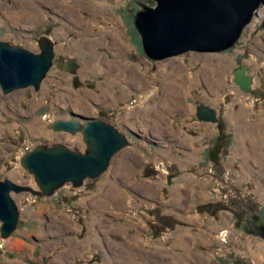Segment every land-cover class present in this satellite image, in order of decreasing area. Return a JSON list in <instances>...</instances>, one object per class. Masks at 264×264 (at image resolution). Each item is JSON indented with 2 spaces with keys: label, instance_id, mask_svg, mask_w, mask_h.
Wrapping results in <instances>:
<instances>
[{
  "label": "rangeland",
  "instance_id": "1",
  "mask_svg": "<svg viewBox=\"0 0 264 264\" xmlns=\"http://www.w3.org/2000/svg\"><path fill=\"white\" fill-rule=\"evenodd\" d=\"M78 1L0 0L1 41L38 53L42 34L56 39L54 66L38 91L27 87L4 94L0 87V180L38 189L20 158L42 144L63 143L84 152L80 133L50 128L54 120L71 114L110 121L133 144L118 152L102 175L87 179L80 188L68 183L52 197L11 192L20 218L9 237L0 236V264H264V239L243 228L254 220L252 216L264 217V165L236 155V128L228 118L241 107L247 110L245 120L254 119L255 111L264 114V94L256 98L234 81V71L248 65L254 87L264 84V4L231 49L189 51L156 61L145 53L134 22L141 8L138 3L154 7L156 0H104L115 22L95 20ZM24 3L28 10L22 17L17 12ZM64 5L73 6L78 18L89 25L78 26ZM117 27L123 35V39L117 35L120 49L107 33ZM83 31L87 45L78 51L74 42L82 39ZM91 58L136 65L138 84L117 70L115 83L108 82L107 90H102L110 74L86 69ZM70 59L78 65L74 74L62 68ZM220 66L221 85L214 89L206 81L207 72L213 74ZM196 75L195 84L187 83ZM145 87L151 89L148 96H142ZM83 91L92 98L83 97L79 105L77 94ZM198 103L218 110L219 121L195 117ZM152 108L155 113L164 108L166 113L135 116ZM128 112L135 114L127 117ZM39 123L42 128L37 130ZM198 123H210L213 129L202 130ZM179 133L203 138L196 140L200 146L195 142L199 159L186 163L190 146L181 144ZM212 136L217 138L209 143ZM222 138L226 156L215 164L209 149ZM185 175L192 179L184 183L188 200L176 205L171 188L183 183ZM218 224L226 229L211 227ZM179 232L186 233L184 246L176 245ZM73 241L78 244L71 246Z\"/></svg>",
  "mask_w": 264,
  "mask_h": 264
},
{
  "label": "water",
  "instance_id": "2",
  "mask_svg": "<svg viewBox=\"0 0 264 264\" xmlns=\"http://www.w3.org/2000/svg\"><path fill=\"white\" fill-rule=\"evenodd\" d=\"M150 7L140 4L134 16L135 26L143 40L145 53L153 60H162L189 51L221 52L231 49L243 30L256 16L264 0H156ZM264 26V21L262 23ZM41 51L36 53L0 40V87L4 94L33 87L38 91L54 65L56 47L53 39L43 35L39 39ZM71 73L77 69L75 61L64 67ZM236 84L246 93L260 95L252 89L251 67L237 68ZM72 118L57 119L50 128L57 132L80 133L86 144L84 152L63 143L39 145L20 158V164L34 176L38 189L17 184L9 179L0 180L4 195V209H0V235L9 237L16 229L20 211L11 192H31L33 195L52 197L66 184L80 188L87 179H95L110 166L114 156L131 146L132 140L110 121L72 114ZM201 120L216 122V111L206 105L198 110ZM222 144L216 142L209 157L220 162ZM254 219L243 228L247 233L264 239V217ZM1 252V251H0ZM248 264H254L252 262Z\"/></svg>",
  "mask_w": 264,
  "mask_h": 264
},
{
  "label": "bare ground",
  "instance_id": "3",
  "mask_svg": "<svg viewBox=\"0 0 264 264\" xmlns=\"http://www.w3.org/2000/svg\"><path fill=\"white\" fill-rule=\"evenodd\" d=\"M93 3H89L86 2L84 0H80L78 1V4L81 6V8H85L87 10L90 11V13L93 15L95 20H111L113 22L116 21V19H114L113 14L107 12V10L105 9L106 3L104 2V0H93ZM64 7L66 8L67 14L72 17V18H76V24L78 26H80L81 28H86L88 24V22L86 20H82L79 19L78 16L76 15L75 9L73 6H68V5H64ZM25 10H28V6L26 3L23 4V6L20 5V10L19 12H17L20 16H24L25 17ZM32 12V10H31ZM19 16V17H20ZM69 17V18H70ZM87 30V29H86ZM88 31V30H87ZM89 32V31H88ZM108 37H109V41L112 42V44L115 46L116 49H120L122 47L121 43H119L118 41V36L117 35H121L122 39H123V35L120 33V29L117 27L116 29H110L109 31H107ZM80 36L82 37L81 40H76L74 42V46L76 48V50H80L82 49L85 50L86 49V45H87V32L83 31L82 33H80ZM92 44V42H90ZM89 44V43H88ZM86 63V69L88 70H102V71H107V73H109V78L108 80L104 82L103 85H101L102 90H107V83L108 82H113L115 83V77H117L116 75H114L115 71H121L123 73V75L125 76V78L129 81H131L133 84H138V82L134 81V78L138 75V68L136 65L131 64L128 65L126 63H121L120 61H117L115 59H110V60H106V59H99L97 61L92 60V58L88 61L85 62ZM215 71L213 72V74H209V71L207 72V76H206V81L211 84L213 86L214 89H216L219 85H221V75L224 73L221 71V66L220 67H214ZM254 77V75H253ZM196 78L197 75L190 79L187 83H196ZM109 89V88H108ZM151 89L149 88H144L142 96H148L151 94ZM170 93V92H169ZM169 93H166V97L169 96ZM251 94V93H250ZM252 95V94H251ZM87 99H91L92 96L90 94L89 91H83V92H79L77 94V103L80 105V102H83V99L85 98ZM169 108V107H168ZM155 109L152 108L151 110L147 109V110H142L143 113H138L135 116L137 118H145V117H149V116H154V117H162V115H165V109L163 108L162 111H158V113H155L154 111ZM246 109L245 107H241L238 111H234L231 113V115L228 117L229 121L235 126L236 128V139L239 142V148L238 150H236V155H240L244 158H249L251 161L264 165V114L262 111H255V118L254 119H249L245 120V114H246ZM132 112H128L126 114L127 117L129 116H133ZM248 114H250L248 112ZM260 115V116H259ZM184 121V120H183ZM247 122V125H245V123ZM198 125L202 128L205 129V131H211L213 129V125L208 123V124H199ZM161 127V125H160ZM42 128L41 123H39L36 127L37 130H40ZM181 134V133H179ZM189 137L184 136L183 134H181V141H186L188 140ZM248 143L251 144L252 149L249 148V146L247 145ZM182 144V143H181ZM183 145V144H182ZM244 171L247 172V169L244 168ZM185 179L190 180L191 181V177L189 175L185 176ZM144 186L148 187V188H155L154 186H148L147 184H143ZM184 184H177L175 186H173L171 188V192H172V202L175 203L176 205H181L184 203L185 199L184 195H185V191L186 188H183ZM194 190V189H193ZM204 197L206 195H203ZM4 195L2 193H0V209H4ZM186 219L191 220L192 218L186 217ZM226 221H228V218L225 217ZM211 227L215 230L218 229H226L225 226H223V224H218V225H211ZM182 228V227H181ZM182 230H184V228H182ZM186 233L185 232H179L177 235V241H176V245L177 246H184L186 244ZM78 242L73 241L71 242V246H76ZM78 246H82V245H78ZM195 254L198 255V257L201 256L200 252H193ZM182 258L184 257V253H182Z\"/></svg>",
  "mask_w": 264,
  "mask_h": 264
},
{
  "label": "crops",
  "instance_id": "4",
  "mask_svg": "<svg viewBox=\"0 0 264 264\" xmlns=\"http://www.w3.org/2000/svg\"><path fill=\"white\" fill-rule=\"evenodd\" d=\"M200 128H202V127H200ZM202 130H205L204 128H202ZM236 138V137H235ZM200 139H202V137L201 136H198V137H192V136H190L189 137V139L188 140H186V141H181V143L184 145V146H190V148H189V150H191V151H189V150H187V152H188V157H187V161H186V163H191V162H194V161H196L197 159H199V157H200V154H199V150H200V147H197V146H195V142H196V140H200ZM236 141H237V139H236ZM238 142V141H237ZM239 143V142H238ZM196 144L198 145V146H200V142L198 141V142H196ZM192 145H193V147H192ZM235 146V145H234ZM238 146H239V144H238ZM236 148V147H235ZM167 155H169V154H165V155H162L163 157H165V156H167ZM157 156H159V155H157ZM171 156V155H170ZM170 156H168V157H170ZM178 160H179V162H180V164L181 165H183L182 164V160L181 159H179L178 158ZM185 176H187V175H185ZM185 176L183 177L184 179H181L180 181L181 182H183V184L185 183H187L186 182V180L187 179H185ZM190 181V180H189ZM191 182H192V179H191ZM178 184H182V183H178ZM177 185V184H176ZM175 186V185H174ZM183 188H186L185 186H183ZM192 188L194 189V190H196L195 189V187L194 186H192ZM186 190H187V188H186Z\"/></svg>",
  "mask_w": 264,
  "mask_h": 264
},
{
  "label": "flooded vegetation",
  "instance_id": "5",
  "mask_svg": "<svg viewBox=\"0 0 264 264\" xmlns=\"http://www.w3.org/2000/svg\"><path fill=\"white\" fill-rule=\"evenodd\" d=\"M43 35V34H42ZM65 62H67V61H64V63H63V66L65 67V65H66V63ZM62 66V67H63ZM235 72V71H234ZM254 85H255V83H253L252 84V89L253 90H255V91H259L260 92V95L259 96H257V95H255V94H252L253 96H255L256 98H261L262 96H263V94H264V84L262 85V87L260 86V87H254ZM205 103H198L197 105H196V110H195V117H197L198 119H200L199 117H198V110H199V108L202 106V105H204ZM189 113H191V112H189ZM191 115V114H190ZM188 119H190L191 120V118L190 117H187ZM218 121H219V118H218ZM185 122V121H184ZM195 123V122H194ZM200 124V123H199ZM228 134V133H227ZM215 138H217V136H212L211 138H209L208 139V141H209V143L212 141V140H214ZM203 140V138L201 139V141ZM216 142H218V143H221L222 144V148H221V153H220V161H221V159L224 157V156H226V154H225V151L227 150V143H226V145H225V142H224V139L222 138V139H217L215 142H214V144H213V146L209 149V153H210V150L214 147V145H215V143ZM209 153H208V155H209ZM210 158V157H209ZM211 160V159H210ZM220 163V162H219ZM38 196V195H37ZM2 225V224H1ZM2 238V237H1ZM0 251H1V249H0ZM2 254V251L0 252V255Z\"/></svg>",
  "mask_w": 264,
  "mask_h": 264
},
{
  "label": "clouds",
  "instance_id": "6",
  "mask_svg": "<svg viewBox=\"0 0 264 264\" xmlns=\"http://www.w3.org/2000/svg\"><path fill=\"white\" fill-rule=\"evenodd\" d=\"M155 6H156V5H155ZM140 9H141V8H140ZM140 9H139V10H140ZM139 10H138V11H139ZM43 35H47V34H43ZM43 35H42V36H43ZM42 36H41V37H42ZM47 36H49V35H47ZM41 37H40V38H41ZM49 37H51V38L53 39V41L55 42V47H56V39H55L53 36H49ZM40 38H39V39H40ZM39 39H38V41H39ZM239 40H240V39H239ZM239 40H238V41H239ZM142 41H143V40H142ZM38 44H39V42H38ZM18 47H20V46H18ZM39 47H40V45H39ZM143 47H144V46H143ZM40 51H41V49H40ZM55 58H56V57H55ZM55 58H54V60H55ZM167 58H170V57H167ZM167 58H164V59H162V60H165V59H167ZM70 61H75V60H74V59H70V60H68L67 62H70ZM156 61H157V60H156ZM75 62H76V61H75ZM65 63H66V62H65ZM76 63H77V62H76ZM53 66H54V65H53ZM243 66H244V65H243ZM62 68H63V70H65V69H64V66H63ZM77 68H78V65H77ZM238 68H239V67H238ZM76 70H77V69H76ZM65 71H66V70H65ZM68 72H70V71H68ZM75 72H76V71H75ZM75 72H73L72 74H74ZM234 81H235V80H234ZM253 83H254V82H253ZM204 105H206V104H204ZM202 106H203V105H202ZM206 106H208V105H206ZM214 110H215V109H214ZM215 111H216V116H217V115H218V114H217L218 110H215ZM72 117H73V116H72V114H71V116L69 115V117H68L67 119H70V118H72ZM218 118H219V116L217 117V119H218ZM67 119H65V120H67ZM200 120H201V119H200ZM203 121H205V120H203ZM217 121H218V120H217ZM217 121H216V122H217ZM211 122H212V121H211ZM121 131H122V130H121ZM124 133H125V132H124ZM127 135H128V134H127ZM132 135H133V134H132ZM128 136H129V135H128ZM129 138L131 139L130 136H129ZM131 140H132V139H131ZM132 144H133V142H132ZM128 147H129V146H128ZM30 193H31V192H30ZM31 194H32V193H31ZM0 236H1V235H0Z\"/></svg>",
  "mask_w": 264,
  "mask_h": 264
}]
</instances>
